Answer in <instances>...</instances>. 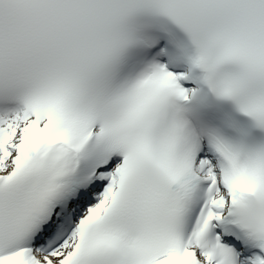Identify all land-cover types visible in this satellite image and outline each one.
I'll return each instance as SVG.
<instances>
[{"label":"snow or ice","instance_id":"1","mask_svg":"<svg viewBox=\"0 0 264 264\" xmlns=\"http://www.w3.org/2000/svg\"><path fill=\"white\" fill-rule=\"evenodd\" d=\"M0 264H264V0H0Z\"/></svg>","mask_w":264,"mask_h":264}]
</instances>
